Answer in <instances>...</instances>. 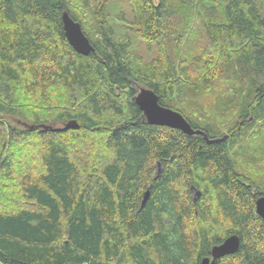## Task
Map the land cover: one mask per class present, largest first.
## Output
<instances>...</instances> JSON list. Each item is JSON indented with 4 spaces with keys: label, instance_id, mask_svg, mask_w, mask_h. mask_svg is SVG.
I'll use <instances>...</instances> for the list:
<instances>
[{
    "label": "trees",
    "instance_id": "1",
    "mask_svg": "<svg viewBox=\"0 0 264 264\" xmlns=\"http://www.w3.org/2000/svg\"><path fill=\"white\" fill-rule=\"evenodd\" d=\"M123 2L0 0V264H200L233 234L237 252L215 264H264V190L236 170L239 157L264 158V0H126L131 21L111 17ZM63 12L89 55L69 45ZM115 22L157 56L132 54ZM217 78L226 85L212 100ZM140 87L208 139H227L147 124ZM186 99L231 112L226 134L188 114ZM71 120L78 129L22 125Z\"/></svg>",
    "mask_w": 264,
    "mask_h": 264
},
{
    "label": "water",
    "instance_id": "2",
    "mask_svg": "<svg viewBox=\"0 0 264 264\" xmlns=\"http://www.w3.org/2000/svg\"><path fill=\"white\" fill-rule=\"evenodd\" d=\"M62 28L64 31L65 38L67 39L69 45L72 49L81 55L87 56L94 51L89 39L84 35L81 25L75 22L67 12H63L61 15ZM134 103L142 112L144 120L149 125L163 126L174 130H179L186 136L201 135L207 143H222L227 139V135L221 138L208 139L205 133L200 130H195L187 122V120L177 111L170 108L164 107L159 103L158 96L148 88H141L134 98ZM23 127L34 130L39 127L44 130H49L52 132H63L69 129H78L79 126L75 120H71L64 124L62 127L54 128L50 125H28L26 123L22 124ZM161 171V165L156 164V174L159 175ZM190 194L192 195L193 203L199 197V191L191 186ZM149 196V191L147 190L141 201V206H143ZM255 211L257 216L264 219V196H258L255 201ZM240 245V240L237 235H231L230 237L223 240L218 245L212 247L210 252V257H205L201 260L200 264H215V262L224 256L233 255L237 252ZM75 264V263H68Z\"/></svg>",
    "mask_w": 264,
    "mask_h": 264
},
{
    "label": "rangeland",
    "instance_id": "3",
    "mask_svg": "<svg viewBox=\"0 0 264 264\" xmlns=\"http://www.w3.org/2000/svg\"><path fill=\"white\" fill-rule=\"evenodd\" d=\"M120 10L124 14V19L131 21L126 0H124V2L120 6H113L111 8V17H112V15L118 13ZM113 24H114V27H115L117 33L127 34L131 38L130 41L132 43V46H131L130 51L137 58H139V59L141 58L140 60L142 62H148L157 56L156 47L152 43H150L147 39L137 35L135 31H131V30H128L126 28H123L122 26H120L116 22ZM213 84L214 85H213L212 91H211V94H212L211 96H213L212 100L216 96L215 95L216 92H214V91L219 92L220 87H222V86L224 87V85H226V81L224 80V78L223 79L217 78V80H214ZM140 89H141V87L139 89H137V92ZM206 97H207V95H206ZM204 102H207L209 105L210 98H205ZM204 105H206V104H204ZM204 105H203V103L199 104V103H196V101H191L190 99L189 100L186 99L185 104H183L182 106L184 108H186V111L188 112V114H189V112L192 113V115L194 116L193 118L199 119L201 124L203 122L210 123V124H213L216 128H218L220 130V134H221L218 137H221L222 135L226 134V128L229 126V122L232 118V114H230L231 112L225 113V115H224L223 112H221V110H218V111L215 110L214 112L211 111V113L209 114V113H207L209 108L205 107ZM38 107H39V104H38ZM38 107L34 106L35 109L40 108V107L39 108ZM204 110H207V111H204ZM207 115H210V117H208V119H206V117H205ZM57 127H62V125H59ZM29 143H30V141H29ZM17 144L19 147L22 145L21 143H18V142H17ZM26 152L31 154L30 150H27ZM24 157L28 158L26 155H24ZM243 159L241 157H239V159L236 160V164H237L236 166H238L236 170H238L239 172H241L243 174H246V176L249 179H251L254 183L257 184L258 188H261L262 190H264V158L262 160L255 161L252 163L251 162L247 163ZM23 163L24 162L21 160V163H17V165H15L14 176L16 178L19 175H21V173H23V169H22ZM155 172H156V170H155Z\"/></svg>",
    "mask_w": 264,
    "mask_h": 264
},
{
    "label": "bare ground",
    "instance_id": "4",
    "mask_svg": "<svg viewBox=\"0 0 264 264\" xmlns=\"http://www.w3.org/2000/svg\"><path fill=\"white\" fill-rule=\"evenodd\" d=\"M124 25H125V24H124ZM140 59H141V58H140ZM232 65H233V64H232ZM136 94H137V93H136ZM214 139H215V138H214ZM255 201H256V200H255ZM256 214H257V213H256ZM257 215H258V214H257ZM233 235H235V234H233ZM230 236H231V235H230ZM230 236H228V237H230ZM228 237H227V238H228ZM222 242H223V241H222ZM227 256H229V255H227ZM224 257H225V256H224Z\"/></svg>",
    "mask_w": 264,
    "mask_h": 264
}]
</instances>
